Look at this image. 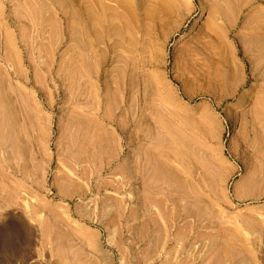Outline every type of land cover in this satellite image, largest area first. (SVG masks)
I'll list each match as a JSON object with an SVG mask.
<instances>
[{
    "label": "rangeland",
    "instance_id": "374dc122",
    "mask_svg": "<svg viewBox=\"0 0 264 264\" xmlns=\"http://www.w3.org/2000/svg\"><path fill=\"white\" fill-rule=\"evenodd\" d=\"M0 234V264H264V0H0Z\"/></svg>",
    "mask_w": 264,
    "mask_h": 264
},
{
    "label": "bare ground",
    "instance_id": "6f19581e",
    "mask_svg": "<svg viewBox=\"0 0 264 264\" xmlns=\"http://www.w3.org/2000/svg\"><path fill=\"white\" fill-rule=\"evenodd\" d=\"M241 97H242L241 98L242 100L241 99L238 100V102H237V104L235 106L240 105V104L244 103L245 101H248V99H249V93H248V91H246L245 94H243V96H241ZM0 236H1V234H0Z\"/></svg>",
    "mask_w": 264,
    "mask_h": 264
}]
</instances>
